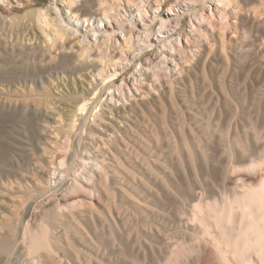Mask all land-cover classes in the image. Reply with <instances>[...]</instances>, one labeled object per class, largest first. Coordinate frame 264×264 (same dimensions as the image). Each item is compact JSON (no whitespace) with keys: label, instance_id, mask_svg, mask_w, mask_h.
<instances>
[{"label":"rangeland","instance_id":"obj_1","mask_svg":"<svg viewBox=\"0 0 264 264\" xmlns=\"http://www.w3.org/2000/svg\"><path fill=\"white\" fill-rule=\"evenodd\" d=\"M61 1L0 0V52L14 42L24 72L39 70L33 85L8 90L0 84V264H222L214 205L228 206L264 182V0L194 4L181 29L136 51L111 86L139 78L137 68L161 60L164 42L187 30L192 14L209 15L218 3L227 19L206 22L200 65L194 57L180 74L152 70L144 85L129 84L137 97L118 103L121 113L110 115L100 102L86 122L73 118L89 97L82 76L73 74L71 52L61 47L69 46L67 36L63 41L52 31L50 67L31 62L24 50L29 37H41L40 11L53 18L55 4L71 26V11L82 17L90 11L82 5L99 0H73L72 7ZM136 1L106 0L105 7L115 6L116 24L130 30L136 12L125 10ZM151 2L154 10L144 5L149 24L155 8H167ZM174 4L180 10L185 2ZM95 66L78 74L100 82L103 67ZM239 216L236 209L227 227L236 228Z\"/></svg>","mask_w":264,"mask_h":264},{"label":"bare ground","instance_id":"obj_2","mask_svg":"<svg viewBox=\"0 0 264 264\" xmlns=\"http://www.w3.org/2000/svg\"><path fill=\"white\" fill-rule=\"evenodd\" d=\"M62 1H64V3H68L67 5H69V7H72L71 5L74 4L73 0H71V2L69 0V2H65L67 0ZM105 1L106 0H99L98 2L88 1V4L85 2L86 4H83L82 6H88L90 11L84 13L83 10L85 15L81 14L82 17L80 16L81 8L79 9L80 12H78V10L76 12L71 11V26L65 24L66 22H64V20L61 18V14L56 8L55 4L51 6V9L53 10L51 11L54 15L53 18H48L46 16L45 13H47V11H40L42 22L40 20L41 25L38 27L41 31L40 38L42 41L38 42L40 38L38 39L37 37V39L33 36V38L29 37V44L27 45L30 46L29 48H24V50L26 49L25 51L30 55V58L32 57L35 62L38 61L40 66L45 68L54 62V56H52L53 54L51 52L52 49L56 47V45L54 39L55 36L53 37L51 35L53 33L52 31H55L59 37L61 35V38H64L65 35L67 36V38L66 36L65 38L67 39L69 46L61 45V47H63L65 52L68 49V51L71 52V62L74 64L76 63V68L73 67V74L79 75L80 77L82 76L83 80H81V89L83 91H81L87 94L89 97L79 101L81 104L79 105L77 111H75L76 113L73 115V118H78L80 122H86L87 118L91 117H88L89 111L91 113L95 112L92 115L96 116L98 111L96 107L100 102L108 107L107 109H109L110 115L113 116V111L121 113L118 109V103L125 101L126 98H128V95L130 96L129 98H134V100L137 97L130 90L129 84L132 83L134 87L138 85H144V81L149 78L148 74L152 70L157 72L161 71V73L165 71L170 75L180 74L186 71V63L189 65V62H191L194 57L197 58L195 59L197 60L196 66L200 65L202 59L206 56L203 53V42L205 44L209 42L208 31H210V27L206 25V22L209 20H214L216 16H219L222 22L227 19L225 12H223L224 9L221 7L222 5L218 3H214V9L211 6L208 7L209 15L204 12L192 14L190 16V22L188 26L189 28L179 34V37L175 40L164 42V50L161 54V60H159L157 63L151 62V64L148 66L142 65L138 67L137 73H140L139 78L133 76L129 83L123 82L121 85H118L115 88L111 86V82L117 80V71L123 72L130 65H132V62L135 61L137 57L135 55L136 51H139L138 53L142 54L144 51H146V48H153V41L160 43L162 38H166L171 34H175L183 26L184 16L187 13L192 12L191 10L194 8V4L203 3V5L207 6V3L205 0H181L185 2V5L183 4V8L179 10L174 8V3H178L180 0H154L156 3H153V6H158L157 4L161 3V5L165 4L167 8L165 10L160 6L155 8L159 9L156 11L158 12V15H155L153 17L152 24H149L148 22L150 18L148 17V13L144 5L147 3V6L152 9V2L151 0H137L136 2L132 3V5L129 3L127 11L125 10L126 13H129V16L136 12L135 16L132 15L133 19L135 18L136 26L131 27L133 25L128 23L131 25L130 30L127 28L129 30L128 31L126 30L127 26L125 24L124 26L126 27L124 28L119 26L120 23L117 22V17L121 16L120 11L116 9L115 6H110V8L107 7L108 9H106ZM112 1L122 3V0ZM225 1L230 0H221V3H224ZM115 5L117 8L120 7L119 4ZM49 11L50 9L48 10V14H50ZM87 14L91 15V17H87ZM100 15H105V18H100ZM137 16H139V20L136 19ZM111 18L116 21L114 22L115 24L117 23L119 25L113 24V22L110 20ZM106 19L108 26L106 25L107 23H105ZM139 21L141 23H138ZM155 23L157 27L150 28V25H154ZM140 26L142 29L141 32L138 30ZM117 32L119 34L118 36ZM59 37L56 38L58 39ZM63 38L61 40H63ZM2 39L5 38L3 37ZM1 41L2 40L0 39V44H2ZM6 41H4V43ZM50 42L52 43L51 45ZM13 43L14 42L9 44V48L11 50H9L8 46H4L8 44V42L3 45L6 50L8 49L9 52L13 51L12 54H10L11 52L9 53L8 51L0 52V84L2 83L8 90L15 87L18 88L21 85H33L36 82V75L39 73L37 67H34V69L28 73L24 72V69H26L22 68L24 67V64L22 67L20 65L22 57L21 53L23 51L21 53L19 52L20 54L18 53V55V51L14 50V48L16 49L17 46L15 47V43ZM18 43L19 42H17V44ZM174 45L177 46L175 47ZM19 47L21 48L20 45L17 48L19 49ZM94 47H99V50L97 48V50L94 51L93 49H96ZM60 50L62 49L60 48ZM196 51H198L197 54L195 53ZM93 53L96 55L95 58L92 57ZM70 55H68V57ZM32 58L31 60H33ZM34 60L31 62H34ZM94 62L97 64L96 66ZM93 66H95L96 69H99L101 66L103 67V69H99L98 77L101 78L100 82H95L94 76H89L88 78L89 72H87L88 74L85 75L78 74V71H89ZM111 72L114 74L108 77H102L103 74H109ZM90 73H92V71H90ZM63 75L65 78L66 75ZM57 77L60 78V74H57ZM112 77L113 79L109 81L107 80ZM90 78L94 79L91 80ZM173 78L174 76H172V79ZM52 81L53 79L50 78L49 83H53ZM40 82L43 83V80H40ZM125 89H127V92ZM138 92H140V88L137 87L136 93ZM140 97H142L141 94ZM95 108L97 110H95ZM88 121L89 124H91L89 119ZM74 122L72 124H74ZM98 173H100V171ZM58 175L59 174H57V176ZM236 209L240 210V220L237 219L239 223L235 225L236 228H232L231 226L228 228V225H226L227 222L235 223L233 212ZM214 226L216 230H218L217 234H214V247L219 253L222 264H264V182L261 184V186L250 188L243 195H238L234 201L228 203V206L218 208L217 205H214ZM30 246L32 245L30 244Z\"/></svg>","mask_w":264,"mask_h":264}]
</instances>
